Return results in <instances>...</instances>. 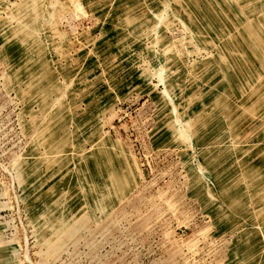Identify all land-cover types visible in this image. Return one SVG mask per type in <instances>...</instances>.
<instances>
[{
  "label": "rangeland",
  "instance_id": "obj_1",
  "mask_svg": "<svg viewBox=\"0 0 264 264\" xmlns=\"http://www.w3.org/2000/svg\"><path fill=\"white\" fill-rule=\"evenodd\" d=\"M0 264H264V0H0Z\"/></svg>",
  "mask_w": 264,
  "mask_h": 264
}]
</instances>
